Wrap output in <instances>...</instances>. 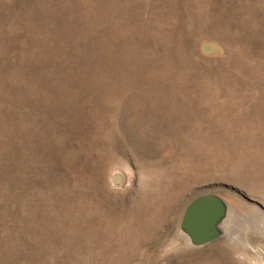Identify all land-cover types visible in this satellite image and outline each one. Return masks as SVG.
<instances>
[{"label":"rangeland","instance_id":"1","mask_svg":"<svg viewBox=\"0 0 264 264\" xmlns=\"http://www.w3.org/2000/svg\"><path fill=\"white\" fill-rule=\"evenodd\" d=\"M0 264H264V0H0Z\"/></svg>","mask_w":264,"mask_h":264},{"label":"water","instance_id":"2","mask_svg":"<svg viewBox=\"0 0 264 264\" xmlns=\"http://www.w3.org/2000/svg\"><path fill=\"white\" fill-rule=\"evenodd\" d=\"M224 216L223 200L214 194H203L186 205L180 227L193 246L201 247L219 239V224Z\"/></svg>","mask_w":264,"mask_h":264},{"label":"bare ground","instance_id":"3","mask_svg":"<svg viewBox=\"0 0 264 264\" xmlns=\"http://www.w3.org/2000/svg\"><path fill=\"white\" fill-rule=\"evenodd\" d=\"M220 225V224H219Z\"/></svg>","mask_w":264,"mask_h":264}]
</instances>
